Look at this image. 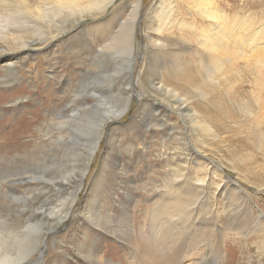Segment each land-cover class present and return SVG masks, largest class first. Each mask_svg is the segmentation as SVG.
Masks as SVG:
<instances>
[{"label":"bare ground","instance_id":"6f19581e","mask_svg":"<svg viewBox=\"0 0 264 264\" xmlns=\"http://www.w3.org/2000/svg\"><path fill=\"white\" fill-rule=\"evenodd\" d=\"M259 1L263 4L260 8L261 11H259L260 17L254 11L256 15H253L252 18H240L238 15L232 16V14L224 12L216 0H176L175 3L172 0L165 4H160V0H158L152 10L151 27L145 23L146 31L143 33L146 36L147 49L148 45L152 46L154 55L163 53L168 43V46L177 43V47L172 50L174 59L171 67L164 74L165 79L188 87L199 84L204 78L209 81L215 80L217 76L223 78L229 68L232 71L242 67L252 76L251 86L254 89L252 92H254L255 101L259 102L261 94H264V0ZM260 2L253 4L250 12H253L252 9H258ZM114 3L115 0H0V70L4 74L8 73L16 77L19 72L15 71L18 61L16 54L23 53L26 57H36L39 47L51 43L83 20L87 18L92 20V18L103 15ZM143 6V2L140 4L135 0L121 7V10L125 12V17L122 20L118 16L116 19L113 18L116 13L113 12L111 16L109 15L112 18L107 20L109 18L107 17L91 26L92 31L89 29L90 33L87 34L91 37V41L84 36L85 42L93 45L90 51L92 52L90 68L93 69H88L90 72L93 73L94 69L98 68L96 65L103 63V67L106 65L114 66L117 74L128 75L132 69L135 52L137 19ZM171 22H175V28L182 33L177 34V37L169 33L174 38H168L167 41L165 40L167 43H165L159 37V32L165 28L169 29ZM143 25L141 23L142 27ZM113 54L116 56L113 57ZM149 55L152 54L149 52ZM2 56L7 58L2 60ZM152 68L151 65L146 67L147 70H152ZM149 72L151 74L148 79L151 86L149 91L155 96H160L159 94L165 92L172 98L174 95L170 93L167 86L165 89L161 86L155 87L159 77L157 72ZM35 79L36 75L33 77V81ZM122 80L117 87V95L113 93L115 102L112 103V108L105 110L102 117L96 113L93 104L95 100H86L83 88L78 82L77 87L83 94L79 97L80 93L78 98L77 95L75 98L72 96L70 102L80 109L75 113L71 112L72 114L67 117L59 116L60 113L57 112L52 116L50 114L45 117L43 127L46 126V132L44 131L45 133L42 135L46 140L44 139L43 144L33 148V153L42 157L50 154L53 149L54 151L51 153L58 156L55 154H58L65 145L61 143L66 142L70 130L77 125H80L81 130L91 133L92 137L88 139V142H85V151L82 152L81 158H76L73 161L71 175L67 173L63 179L54 181L55 179L34 171L31 168L34 163H31L28 158L22 161L17 159L20 161L18 167L13 165L10 168L7 166L0 167V264H27L35 259L41 250L47 248V246L42 245V239L49 240L53 236L49 235L50 231L58 232L60 227L68 225V228H72L74 232L76 229L78 230L80 223L84 222L88 226L83 232L84 237L79 246L83 250L77 253H69L63 264H69L70 261L76 264H118L114 262L115 260L112 261L108 258L105 253L95 256L94 251L96 247L99 249L100 242L107 237L121 241L119 236H122L123 231L128 230V222L134 217L133 213L127 211L133 203V199H130L132 181L127 177L123 178L131 171L132 165L127 163L120 165V161L114 156L116 152H120V149L113 148V137L123 129V127H118V121L129 112L132 106L130 105L133 96L131 79L126 81V77H123ZM78 88L76 91L79 92ZM0 99V103L4 101V97ZM175 99L177 101H166L167 108L171 112L181 115L183 113L186 116L190 109L185 105L181 107L183 104L176 106L175 103L178 102V99ZM263 109L264 106L260 108V110ZM31 111L33 112V110ZM75 114L80 118H75ZM36 116L32 120L37 119ZM140 116L143 125H140L139 129L143 132H149V125L146 124L145 126L144 124L151 118L155 120L153 111H148L144 107ZM78 119L80 122L71 123ZM30 121L25 120V118L23 121H18L13 125L8 135L0 136V143L7 146L1 140L4 137L5 140H14L16 145H21L18 144V137L28 136L32 133L29 127ZM26 124L29 125L26 127ZM63 127L71 129L66 130L64 128L61 130ZM158 127L163 126L159 125ZM179 130L181 131L182 128ZM105 131L108 133L105 148L102 150L100 141ZM130 131L132 134L134 133V130ZM39 132L42 133V130ZM140 133H137L139 135L136 137V146L134 147L133 143V146H129V143L126 147V153L132 156L136 152L137 158L142 160L145 155L146 144L143 139L140 140ZM170 133H173V130ZM181 141H183L182 137L180 138ZM180 146L179 151L185 152L186 156L176 158L179 164L175 166L173 171L169 172L171 177L164 180V185L158 189L159 193L155 195L158 209L155 206L151 218L143 226L144 232L153 237L154 240L162 234L161 228L169 229L171 234L163 237L162 243L148 242L143 237H139L137 240H122L123 248L131 251V254L134 253L135 259L136 256H141L140 262L135 260L134 264H148L150 262L154 264H184L186 262L190 264H216L217 259L211 257V254L215 252L214 244L216 242H212L211 239L216 233L217 239L219 238L217 241H220V236L226 234L223 233L222 227L211 221V214L218 207L215 202L216 199L218 197L223 198L224 206L232 207L236 218L239 216V209L244 205L246 206V204H240V198L243 197L233 189L228 191L237 193L236 200L230 199L229 192L226 188L223 189L224 184L228 185L229 181L226 182L222 171L220 174L218 173L216 165L206 161L205 157L198 152L183 145ZM96 152L101 154L102 168L97 171L98 177L93 179L91 184L85 188V184L92 178L93 172H89L88 168L94 163L97 157ZM43 160L45 162V159ZM0 163L4 164L5 160L0 159ZM67 185H72V187L67 188ZM211 187L213 189L209 193ZM123 191L125 192L124 197H129L128 201L119 200L118 194ZM50 193H60V195L65 193L62 197L58 196L59 208L58 206L57 209L53 207L55 204H50L49 208L42 204L50 199ZM86 193V197L80 200L78 194L83 197ZM76 211L78 213H75ZM80 216L83 217L79 218ZM48 217H52L54 220L49 222L46 220ZM73 218H77L75 224L71 223ZM235 223L238 222L235 221ZM44 225H47V228H44ZM231 225L233 226V223ZM90 235L93 236L92 240ZM157 245L160 247L156 248ZM206 256L209 257L210 261L205 260Z\"/></svg>","mask_w":264,"mask_h":264},{"label":"rangeland","instance_id":"374dc122","mask_svg":"<svg viewBox=\"0 0 264 264\" xmlns=\"http://www.w3.org/2000/svg\"><path fill=\"white\" fill-rule=\"evenodd\" d=\"M134 1L115 0L113 6L109 7L103 15L92 18V20L91 18H87L88 20L85 19L69 28L66 33L53 40V43L49 42V44L39 47L36 57H26L23 53V55L21 53L16 54L18 55V61L16 62L17 69L15 71H19L16 77L8 73L4 74L0 70V98L4 97V101L0 103V136L8 135L13 125L18 123V121H23L24 118L27 121L31 120L29 122L30 125L26 124V127L29 125L30 132H32L28 136L18 137V144L21 145H16L14 140L1 138L2 142L7 146L0 143V159L5 160L4 164L0 163V167L7 166L10 168L12 165L18 167L20 161L28 158L31 163H34L31 167L34 171L53 180L55 179L54 181L63 179V176L67 173L71 175L73 161L76 158H81L82 152L85 151V142H88V139L92 137L91 133H89L90 131H87V133L81 130L80 125L75 126L73 129L63 127L61 130L64 128L66 130L71 129V132L67 135L66 142L61 143L62 145L65 144L62 147V152L60 151L58 154H55L59 157L51 153L54 151L53 148H51L53 150L50 154L42 157L41 155H37V153L34 154L33 148L43 144L44 139L46 140L42 135L46 132V126L43 127L45 117H48L50 114L52 116L55 112L60 113L59 116L67 117L80 109L70 102L72 96L75 98L77 95L78 98V95L81 93L77 87L78 83L83 88L86 100H95L93 104L96 113L102 117L105 110L112 108V103L115 102L113 93L117 95L119 82L121 83L123 77H126V81L131 79L132 82L131 92L133 96L130 103L132 106L129 112L118 121V127H123V129L113 137V148L120 149L119 153L116 152L114 154L120 161V165L123 163L132 165L131 171L123 178L127 177L132 181L130 199H133V203H131L127 211L133 213L134 217L128 222V230L126 232L123 231L122 236H119L120 240H137L139 237H143L148 242L157 241L162 243L163 237L171 234L169 229L161 228L162 234L154 240L152 239L153 237L144 232L143 226L151 218L155 206L158 209L155 195L159 193L158 189L164 185V180L171 177L169 172L173 171L175 166L179 164L176 158H184L186 156L185 152L179 151L180 145H183L198 152L205 157L206 161H210L213 165H216L218 173L220 174L222 171L226 182L227 180L229 181V183L227 182L228 185L224 184L223 189L237 191L243 197L240 198V204H246L247 206L244 205V207L239 209L241 214L239 213V216L236 218L232 207L228 208L227 205L224 206L223 198L218 197L216 199L215 202L218 207L211 214V221L222 227L223 233L226 234L220 236L222 238H220V241H217L219 238L217 239L216 233L213 236L214 238L211 239L212 242H216L217 244H214L215 252L211 254V257L215 260L217 259L216 264H264V109L260 110L264 106V94H261L259 102L255 101V95L252 92L254 89L251 86L252 76L242 67H238L236 68L237 70L234 69L232 71L229 68V71L223 78L217 76L212 81L204 78L199 84L188 87L176 82L167 81L164 74L171 67L174 59L172 50L177 47V43H174L175 45L170 44L171 46H168V43L163 53L154 55L152 46L148 45L147 49V40L143 33L146 31L144 28L145 23H148V26L151 27L152 10L158 0H137L140 4L143 2L144 6L137 19L135 52L132 69L128 75L122 76L117 74L114 66L106 65L103 67V63L96 65L98 68L94 69L93 73L92 71L90 72L88 69H93L92 67L90 68V64L92 63V52L90 51L93 45L85 42L86 38L88 40L91 38L87 35L90 33L89 29L92 31L91 26L94 23H99L98 21L106 19L113 12H116L113 18L116 19L118 16L122 20L125 17V12L121 10V7ZM171 1L160 0V4ZM173 1L175 3L176 0ZM216 2L224 12L232 14V16L238 15L240 18H252L256 13L258 17L261 16L259 11H261L260 8L263 4L259 0H216ZM257 2H260V7L252 9L253 12H250V9L253 8L252 5ZM119 12L120 14L118 15ZM110 18L112 17L107 18V20ZM141 23L144 24L143 27ZM165 29L159 32V37L164 41H167L168 38H174L169 33H172L175 37H177V34L180 35L182 33L178 32L175 28V22H171L170 28ZM76 37L79 38L77 39ZM166 41L165 43H167ZM149 52L152 55H149ZM6 55L9 56L8 54ZM115 56L116 54H113V57ZM5 58L7 57L2 56V60ZM148 65L153 66L152 70L146 69ZM81 71L83 75L85 74L84 77ZM149 71H156L157 76H159L155 87L161 86L165 89V86H167L170 93L174 95L172 98L165 92L159 94L160 96H155L149 91L151 89L148 80L151 75ZM35 75L36 79L33 81ZM77 88L79 92L76 91ZM82 94L83 92L79 97ZM175 98L178 99V102L175 103L176 106L183 104L181 107L185 105L190 109L186 115L187 117L183 113L181 115L171 112L167 108L168 104H166V101L173 102L176 100ZM142 104L148 111H153L155 116V120L151 118L144 124L145 126L146 124L149 125V132H143V130L139 129V126L143 125V120H141L140 116V112L144 108L141 106ZM42 111L44 112L42 113ZM44 114L45 116H43ZM34 116L37 119L32 120ZM74 116H76L75 118H80L76 114ZM78 122H80L79 119L75 122L73 120L71 123L75 124ZM159 125L163 127H158ZM181 128L182 130L180 131L179 129ZM171 129L173 133H170ZM40 130H42V133L39 132ZM130 130H134V133L132 134ZM139 132H141L140 140L142 141L143 139V142L146 144L145 155L142 160L137 158L136 152L132 156L126 153V147L129 143V146H136V137H138L139 134L137 133ZM107 133L106 131L103 133V138L100 141L102 150L105 148ZM180 136L183 140L181 142ZM96 156L94 163L88 168L89 172L92 171L93 173L92 178L85 184V188L91 184L93 179L98 177L97 171L102 168V163L100 162L101 154L96 152ZM43 159H45V162ZM42 166L43 168H40ZM215 181L217 180L215 179ZM68 187H72V185H67ZM212 189L213 187L209 189V193L212 192ZM228 192L230 199L235 201L237 193L233 191ZM124 193V191L119 192L118 198L119 200L128 201L129 197H124ZM64 194L50 193V199L44 201L42 204L46 208H49L50 204H55L53 207L57 209V206L59 208V197H62ZM86 195L87 193L82 197L81 194H78V197L80 200H83ZM75 213L78 212L76 211ZM82 217L80 216L79 218ZM46 220L52 222L54 218L48 217ZM72 220L71 223L75 224L77 222V218H73ZM257 220L259 221L258 223L256 222ZM235 221L238 223L236 224ZM232 223L233 226L231 225ZM80 225L78 230L76 229L74 232L72 228V230L68 228V225L60 227L58 232L50 231L49 235L53 236L49 240L42 239V245L47 246V248L41 250L36 258L27 264H63L69 253H77L83 250L79 246L82 243L83 232L87 229L88 224L84 222L80 223ZM44 228H47V225H44ZM92 238L93 236L90 235L91 240ZM112 238L107 237V239L101 241L100 247L99 249L96 247L94 255L100 256L105 253L108 258L112 259V261L115 260L114 262L118 264H134L135 260L140 262L141 256H136L135 259L134 253L131 254V251L126 250L125 247L123 248L122 240L117 241ZM157 246L156 248L160 247V245ZM111 256H114V258H111ZM205 260L210 261L208 256L205 257ZM69 264L76 263L70 261ZM148 264L154 263L150 262ZM184 264L190 263L186 262Z\"/></svg>","mask_w":264,"mask_h":264}]
</instances>
